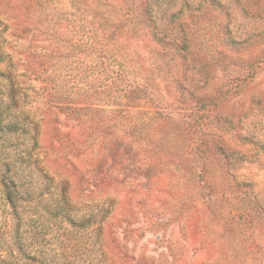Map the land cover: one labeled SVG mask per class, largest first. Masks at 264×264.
Returning a JSON list of instances; mask_svg holds the SVG:
<instances>
[{
	"label": "trees",
	"instance_id": "1",
	"mask_svg": "<svg viewBox=\"0 0 264 264\" xmlns=\"http://www.w3.org/2000/svg\"><path fill=\"white\" fill-rule=\"evenodd\" d=\"M186 1L179 7L176 0H72L78 14L68 34L42 30L36 23L20 24L23 28L17 30L9 19L0 18V188L16 220L10 236L2 241L0 264H106L101 241L106 211L76 208L67 197V177H60L56 168L63 171L64 161L73 166L71 157L83 151L110 159L117 145L138 149L147 170L167 172L189 185L190 193L183 195L180 207L187 211L193 204L200 210L201 243H211L217 236L227 245L224 258L201 264H264V254H257L264 251L262 243H255L259 250L248 248L258 235L264 242V179H256L264 172L260 111L242 109L202 128L199 118L188 121L184 113L156 111L167 127L151 135L154 120L144 108L153 107L160 91L150 80H138L142 58L153 56L158 77L171 66L181 70L173 82L180 100L204 107L211 104L187 76L190 53L177 20L184 4L188 9ZM199 1L200 12L207 4L218 7V0ZM234 1L240 5V0ZM245 1L246 6L235 7L245 15L261 9L260 0ZM221 8L231 19L233 9ZM22 40L21 50L15 51L14 43ZM38 70L50 72L40 87L34 85ZM62 71H67V80ZM139 102L145 106L141 108ZM53 110L61 111L65 122L78 130L74 138L51 127L48 136L53 143L47 150L57 155L56 168L47 161L48 151L43 160L39 158L47 116H52L49 124L59 122ZM177 139L182 147H176ZM237 156L250 160L244 173L230 159ZM196 201L202 202L203 210ZM24 214L28 229L23 231ZM184 216L180 213L179 218ZM46 219L67 224L58 228L63 237L56 240L60 259L54 255L49 262L38 257L43 252L36 247L47 228L40 230L39 223Z\"/></svg>",
	"mask_w": 264,
	"mask_h": 264
},
{
	"label": "rangeland",
	"instance_id": "2",
	"mask_svg": "<svg viewBox=\"0 0 264 264\" xmlns=\"http://www.w3.org/2000/svg\"><path fill=\"white\" fill-rule=\"evenodd\" d=\"M115 1L123 3V0ZM218 1V7L209 8L207 4L205 10L200 12L196 10L200 8L199 0H187L188 9L184 8V4L177 19L183 26L181 34L187 40L186 46L190 53L187 76L198 85V94L203 100H210L211 104L204 107L203 104L195 105L193 102L185 103L180 100V94L173 83L181 74L176 65L166 68L158 77L155 69L159 65L153 56L142 58L140 61L136 70L138 80H150L160 91L153 107L139 102L141 108L145 106L144 109L149 110L148 115L154 120L149 127L153 136L167 127L162 125L163 122L159 115L155 114L156 111L177 113V116L184 113L188 121H196L199 118L200 128L210 121L216 122L220 117L229 118L247 108L260 111L264 120V0H260V10L252 11L248 15L238 10L242 5L246 6L245 0H240V5L233 0ZM176 3L180 7L185 0H176ZM221 6L233 9L231 19L225 17ZM77 14L72 0H0V18L9 19V23L17 30L23 28L20 24L28 26L36 23L42 30L68 34L74 26L72 19ZM254 33L262 34L255 37ZM23 43V40L14 43L15 51L21 50ZM175 60L177 63L181 61L179 58ZM32 67L37 68V65L32 63ZM50 69L52 70V66L49 64V71ZM38 71V81L34 82L36 87L42 86L43 79L50 73L47 75ZM77 73L74 72L73 75H78ZM67 74V71L61 72L63 80L68 79ZM52 112L59 122L51 125L49 122L52 116H47L48 123L45 124L47 127H44L43 147L39 158L43 160L48 151L47 161L56 168L57 155L47 150L53 143L48 136L51 127L56 126L60 135L74 138H77L78 130L72 123L65 122L61 111ZM199 123H196L197 127ZM176 141V147H182V141ZM57 146L58 144L55 147ZM1 149L2 142L0 165L3 159ZM138 152V149L129 150L125 146L117 145L112 158L105 160L94 157L90 151H83L71 157L73 166L64 161V172L63 168H56L60 177H67V197L76 208H101L106 211L107 219L102 225L101 234L107 257L105 263L201 264L224 258L227 245L222 244L217 236L211 243H201L198 207L192 204L187 211L180 207L183 195L190 193L189 185L184 186L181 181H176L175 177L170 178L167 172L157 174L147 170L143 167V160ZM230 159L236 169H239L238 172L242 173L245 172L246 162L250 161L239 160V156ZM48 163L47 167L54 169ZM252 171H257L256 167H253ZM261 172L263 174L256 177L257 180L264 179L263 170ZM175 173L179 174L178 168ZM55 179L58 180V177L55 176ZM195 203L203 208L202 202ZM180 213H185L183 219L179 218ZM172 214L175 217L171 219ZM22 216L24 231L28 229L24 223L28 216ZM15 222L0 188V247L2 241L10 236ZM39 225L40 230L44 225L47 228L40 236L41 244L36 246L43 252L38 253V257L44 256L49 262L55 255V259L59 260L60 251L56 240L58 235L60 239L63 237L62 230L58 231V228L67 224L46 219L40 221ZM26 235L27 233L23 232V236ZM253 241L254 243H248V248L250 246V249L259 250L255 243L261 242L260 245L264 249V242L259 235ZM2 253L6 255L5 252ZM257 254L262 255L264 251Z\"/></svg>",
	"mask_w": 264,
	"mask_h": 264
}]
</instances>
